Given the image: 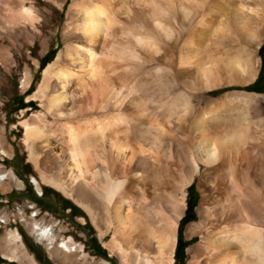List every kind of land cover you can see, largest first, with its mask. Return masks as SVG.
I'll return each mask as SVG.
<instances>
[{"label":"bare ground","instance_id":"obj_1","mask_svg":"<svg viewBox=\"0 0 264 264\" xmlns=\"http://www.w3.org/2000/svg\"><path fill=\"white\" fill-rule=\"evenodd\" d=\"M37 1L44 29L61 23L63 47L31 97L45 105L19 123L36 189L46 184L73 198L75 188L91 219L110 213L105 246L123 264H171L173 230L194 182L199 222L185 234L199 241L188 264H249L264 239V158L252 151L256 127L247 114L221 116V104L248 96L222 102L215 95L254 78L264 0H72L64 21L66 0ZM24 4L18 0L16 19L33 22ZM47 32L41 43L54 39ZM82 110L98 117L89 126L72 123ZM191 111L197 115L186 123L181 117ZM54 124L70 150L56 140Z\"/></svg>","mask_w":264,"mask_h":264},{"label":"rangeland","instance_id":"obj_2","mask_svg":"<svg viewBox=\"0 0 264 264\" xmlns=\"http://www.w3.org/2000/svg\"><path fill=\"white\" fill-rule=\"evenodd\" d=\"M71 1H65L61 11L63 21ZM24 5L31 12L33 22L16 19L18 14L16 12L19 9L18 0H0V176L5 177L0 180V264H123L120 254L116 250L110 254L105 246L112 236L109 226L113 224V217L110 213L96 214L94 219H91L78 203L81 196L77 189L74 188L75 191L74 189L71 191L73 198H68L51 186L40 184L37 190L32 183V178H38L39 175L29 159L28 150L23 143L24 129L19 123L24 120H33V114L40 112L42 106L45 105L44 97L33 98V100L31 97L37 94L36 88L42 79L43 70L53 62L63 44L61 23H58L53 30L44 29L41 25L44 20V11L39 8L38 1L25 0ZM45 31H48L49 36L53 34L54 39L41 43ZM263 42L264 36H261L259 46ZM258 48L255 50L258 61L257 71L252 81L244 86H228L215 95V98L222 97L223 102L226 95L231 96L243 92L242 94L248 96L243 99L249 102L242 99L239 100L241 103L236 102L234 107L221 104V116L234 113V115L246 117L243 114H247L246 118L255 125L256 131L258 130L253 133L256 139L252 140V151L256 158L258 157L257 159H261L264 158V85L256 87L259 88L258 90L252 86L260 68ZM261 52L263 53L264 49ZM83 111L75 114L72 123L80 124L82 127L87 123L86 126H89V123L93 122L89 118L98 117L93 112ZM188 114L181 117L186 123L195 118L197 112L191 111L189 116ZM84 117L89 121L83 119ZM54 125L52 127L57 134L56 140L59 139L58 142L61 145H66L67 149L62 145L64 149L70 150L71 143L65 138L64 142L63 138L58 136L61 133L58 131L59 124ZM93 136H95L93 137L95 138L94 143L101 141L102 136L99 133ZM33 148V153L40 161L46 160L44 152H40L35 146ZM183 149L184 147L180 150ZM166 152L160 158L163 161L168 159ZM179 154L185 155V151L182 153L179 151ZM162 165L160 164V167ZM165 166L166 164L163 165V169ZM38 170L48 173L44 171L43 165ZM12 176L16 179L12 180ZM193 183L187 187L184 209L181 210V217L177 220L173 230L175 232H173L171 264H188L191 260L188 249L199 241L198 235L193 234L187 237L185 234L188 225H195L199 222L197 208L200 195ZM28 206L38 213L44 226L48 224L51 226L47 229L44 226L39 229L48 230L49 233L45 238L52 234L55 239L52 245H48L45 238L37 237L38 230L35 232L36 236L34 235L33 220L26 217ZM18 208L21 209L20 213H17ZM98 231H101L102 236H99ZM15 234L19 235L18 240L14 238ZM178 238L180 245L177 244ZM62 244H66L68 249L61 247ZM257 255L248 263L264 264V239L260 243ZM178 257H181L182 263H179Z\"/></svg>","mask_w":264,"mask_h":264},{"label":"trees","instance_id":"obj_3","mask_svg":"<svg viewBox=\"0 0 264 264\" xmlns=\"http://www.w3.org/2000/svg\"><path fill=\"white\" fill-rule=\"evenodd\" d=\"M262 49H264V42L258 48V54L260 56V68H259L256 79L252 83L253 88L257 90L259 88H256V87H260L261 84L264 85V52L263 53L261 52ZM177 244L180 245L179 238L177 239ZM178 261L179 263H182L181 257H178Z\"/></svg>","mask_w":264,"mask_h":264},{"label":"built area","instance_id":"obj_4","mask_svg":"<svg viewBox=\"0 0 264 264\" xmlns=\"http://www.w3.org/2000/svg\"><path fill=\"white\" fill-rule=\"evenodd\" d=\"M20 211H21V209L20 208H18L17 209V213H20ZM26 211H27V215H26V217L28 218V219H31V220H33V223H32V230H33V233H34V235H35V232L39 229V227L41 228V227H43L44 226V223H43V221H42V219H40L39 217H38V213L35 211V210H33V208H31L30 206H28L27 207V209H26ZM46 229L49 227H51L49 224L48 225H46V226H44ZM36 236V235H35Z\"/></svg>","mask_w":264,"mask_h":264}]
</instances>
